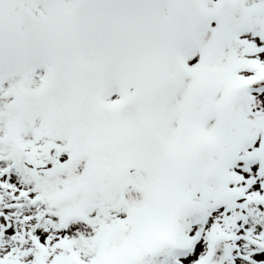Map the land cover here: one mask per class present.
Returning a JSON list of instances; mask_svg holds the SVG:
<instances>
[{"label": "snow or ice", "instance_id": "6c2138e0", "mask_svg": "<svg viewBox=\"0 0 264 264\" xmlns=\"http://www.w3.org/2000/svg\"><path fill=\"white\" fill-rule=\"evenodd\" d=\"M0 264H264V0H0Z\"/></svg>", "mask_w": 264, "mask_h": 264}]
</instances>
